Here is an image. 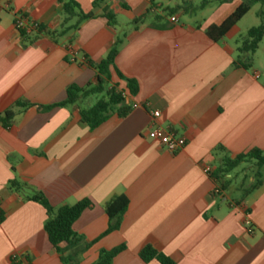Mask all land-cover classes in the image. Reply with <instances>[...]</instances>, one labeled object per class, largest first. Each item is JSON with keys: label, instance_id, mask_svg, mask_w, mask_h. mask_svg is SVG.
I'll return each instance as SVG.
<instances>
[{"label": "crops", "instance_id": "0c3cea01", "mask_svg": "<svg viewBox=\"0 0 264 264\" xmlns=\"http://www.w3.org/2000/svg\"><path fill=\"white\" fill-rule=\"evenodd\" d=\"M94 1L77 0L85 13ZM244 1L107 0L73 37L28 44L16 20L56 31L63 22L60 0H0V114L17 102L59 104L68 87L97 84L87 60L106 59L122 35L116 68L139 84L131 97L112 70L108 88L122 91L131 111L94 130L80 120V110L91 107L87 100L46 112L16 110L6 127L0 120V264H14L13 256L19 264H63L44 228L45 209L29 200L37 193L54 208L93 203L73 227L95 242L82 264L121 245L126 250L112 264H145L139 253L149 243L175 264H264V180L250 191V178L246 189L236 175L242 164L221 189L203 172L205 166L215 171L224 156L264 154V35L251 68L234 66L242 38L260 23V9L253 6L220 41L207 35ZM105 6L116 16L114 27L101 17ZM154 126L185 139L184 149L171 154L151 140ZM12 182L27 187L15 190ZM121 195L129 207L120 229L102 237L109 226L106 205ZM244 210L253 236L243 226Z\"/></svg>", "mask_w": 264, "mask_h": 264}, {"label": "trees", "instance_id": "16d2710c", "mask_svg": "<svg viewBox=\"0 0 264 264\" xmlns=\"http://www.w3.org/2000/svg\"><path fill=\"white\" fill-rule=\"evenodd\" d=\"M107 0H95L93 2V11L85 13L77 0H60L62 6L63 22L56 31H50L45 26L39 25L36 30L30 33L20 31L21 38L24 43L32 44L38 39L48 36L53 39H64L73 37L81 28V26L95 18V10L102 7ZM207 2H203L199 7H203ZM255 5L260 6L258 18L260 23L258 26L250 29L246 36L242 38L238 54L234 61L235 67H244L250 69L253 58L258 50L261 39L264 35V0H245L242 5L237 8L221 25L211 26L207 29V35L215 42L223 39L229 31L235 27ZM189 12L190 6L183 8ZM179 8L169 10L168 15L177 12ZM109 26H116L117 20L108 7L103 8L101 15ZM125 35L118 37L110 53L101 62H92L87 60V64L97 71V84H89L84 88L72 85L67 88V98L64 102L50 106H36L28 102H17L12 110L0 114V120L4 126H8L16 115V110L36 107L39 111H51L56 107L78 106L82 101L92 97L101 96L95 105L80 110L81 123L87 125L94 130L108 121L115 113L120 117H125L131 111V106L126 105L125 96L122 91H117V87L108 88L112 81V70L115 71L117 77L126 83V90L131 97L137 96L139 93V84L136 80L127 78L116 68V58L118 56L119 47L122 45ZM105 94V95H104ZM219 154L223 150H218ZM254 163L257 170L254 175V184L250 191L257 190L261 187L264 180L262 169L264 167V154L261 150L254 149L246 154H241L235 158L224 156L220 166L213 171L212 179L220 184L221 189H225L223 183L227 176L235 171L242 164ZM12 189L21 190L26 185L12 182ZM29 200L39 203L46 211L47 220L45 222V231L53 250L59 255L63 264H82L84 255L92 248L95 242H89L83 235L74 231V224L86 211L93 208L90 200H83L73 206H62L54 208L42 193H37L30 197ZM129 207V200L126 196H116L106 205V214L109 218V226L102 237L112 234L120 229L123 217ZM1 219V218H0ZM126 250L125 245H121L112 250H102L98 260L94 264H112L114 259ZM139 257L142 262L149 264L156 262L157 264H175L173 260L164 255L153 244L145 245Z\"/></svg>", "mask_w": 264, "mask_h": 264}, {"label": "built area", "instance_id": "2783aa9c", "mask_svg": "<svg viewBox=\"0 0 264 264\" xmlns=\"http://www.w3.org/2000/svg\"><path fill=\"white\" fill-rule=\"evenodd\" d=\"M146 1L148 3L152 2V0H146ZM0 10H2L1 6H0ZM171 20L172 22H176V23L178 22V19L176 17H172ZM38 26H39L38 23L26 19H17L15 22V28L19 33L20 31H25L27 33H30L33 30H36ZM153 116L155 119H158L161 116V114L160 112L155 111L153 112ZM148 137L151 140L158 142L165 150H167L171 154H176L182 151L186 144L185 139L180 137L173 130H167L160 126H154L149 131ZM203 172L206 175L211 176L213 173V169L211 166H205ZM214 193L219 195L221 193V189L219 187L216 188ZM243 226L246 230V233L249 236H253L255 234V227L247 210H244ZM12 262L14 264H19L20 259L18 258V256H13Z\"/></svg>", "mask_w": 264, "mask_h": 264}, {"label": "rangeland", "instance_id": "374dc122", "mask_svg": "<svg viewBox=\"0 0 264 264\" xmlns=\"http://www.w3.org/2000/svg\"><path fill=\"white\" fill-rule=\"evenodd\" d=\"M259 9H260V7L257 5V6L255 7V10H259ZM251 16H252V15H251ZM104 95H105V94H104ZM100 98H101V96H98V97H92V98L88 99V100H87V105L92 107L93 105L96 104V102H97ZM256 170H257V168H256V166H255L254 163H247L246 166H245L243 169H241V170L236 174L237 177H238V176H241V178L243 179L242 182L244 183V185H246V189L249 187V183H247L248 180H249L250 178H254V175H255ZM263 171H264V167H263ZM228 194H229L230 196H233V197L238 196V193H237L236 190H229V191H228Z\"/></svg>", "mask_w": 264, "mask_h": 264}]
</instances>
